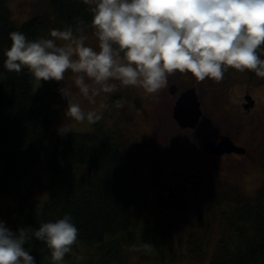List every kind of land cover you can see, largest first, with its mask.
I'll list each match as a JSON object with an SVG mask.
<instances>
[{"label": "trees", "instance_id": "1", "mask_svg": "<svg viewBox=\"0 0 264 264\" xmlns=\"http://www.w3.org/2000/svg\"><path fill=\"white\" fill-rule=\"evenodd\" d=\"M9 1L0 0V72L4 71V52L11 45L9 32H23L28 39L44 38L51 29L75 27L77 18L85 22L83 31L93 30L88 6L80 0H47L53 15L38 13L21 24L13 18ZM260 55L264 58V52ZM34 81L27 70L5 73L0 80V194L21 191L45 159L50 192L43 205L40 199L23 194L20 211L26 215L10 219V227H38L69 213L79 236L62 264H130L131 250L152 252L160 264L173 263L186 255L205 259L210 214L230 203L219 210L222 232L209 264H264V186L254 203H242L243 195L234 188L210 192L203 223H194L187 246L176 248L171 235L180 225L175 218L161 221L147 213L143 196L132 184L131 156L120 129L102 120L93 130L69 129L68 134L58 135L48 155L45 135L53 119ZM25 247L37 264H49L42 242L32 240Z\"/></svg>", "mask_w": 264, "mask_h": 264}, {"label": "clouds", "instance_id": "2", "mask_svg": "<svg viewBox=\"0 0 264 264\" xmlns=\"http://www.w3.org/2000/svg\"><path fill=\"white\" fill-rule=\"evenodd\" d=\"M91 13L98 50L85 44V22L54 28L49 38L28 39L9 32L3 72L23 70L34 80L60 83L71 72L77 95L67 86L57 88L66 101L64 116L77 123L96 124L103 109L85 111L81 99L96 104L102 94L121 88L142 89L155 96L168 86L169 77L190 75L198 82L219 83L225 72H252L264 79V0H80ZM57 41L67 42L58 45ZM78 97V98H77ZM116 100L117 109L124 107ZM64 136L68 128L57 129ZM79 229L71 214L38 227H10L0 219V264H37L25 247L42 242L49 264H62L77 242ZM145 247H149L145 245Z\"/></svg>", "mask_w": 264, "mask_h": 264}, {"label": "rangeland", "instance_id": "3", "mask_svg": "<svg viewBox=\"0 0 264 264\" xmlns=\"http://www.w3.org/2000/svg\"><path fill=\"white\" fill-rule=\"evenodd\" d=\"M9 6L12 11V16L18 24L23 23L38 13H50V15H53V11L51 10L47 0H10ZM76 35H85L87 37L85 44L98 50V41L93 35V30L87 29ZM44 38H49V33H47ZM57 43L58 45H64L67 42L57 41ZM61 85L70 88L75 96L76 88L73 84L71 72H66L64 81L60 83L52 81H34V89L40 94V96H42V104L50 117L53 119V123L45 135V144L48 149V155L52 152L56 143L59 135L57 129L60 126L62 128L74 129L77 131H88L94 129V124L89 125L86 122L77 123L64 116L66 101L62 99L57 91V88ZM219 85L222 86V89H224L225 86L233 87L232 93H230V100L232 101L230 102V105L235 108V113H225V111L218 110L219 103L221 104V99L220 102H216L215 99L217 97V91L215 90H217L216 87ZM205 86L208 91H210V95L206 98V113H208V118L212 122H219L222 119V113L226 114V120L228 122L232 119L234 125H236L237 120L242 121L239 113L240 106H238L240 100L237 97V95L241 94L242 91L247 90L251 95V98L255 99L257 103V110L254 109L251 113H247L246 118H244L245 120H248L250 117L251 120L254 119L252 122L253 124L247 128V131H245V133L250 134V138H247L246 141H242L249 148V154L245 158H238L239 160L245 161L244 164L247 171L242 172V178L245 180L244 185L240 187L243 190H247L249 195H256L258 190L255 193V185L253 184L255 183L254 178L264 175V79L256 77L252 72L238 73L233 69H229L225 72L224 78L221 82L214 83L210 80H206ZM117 91L123 93L122 98L124 99L125 107L121 109L111 106L114 105L112 102V95H114V93L110 95L102 94L100 97H97L96 104H89L86 100L81 101V106L85 111H89L94 108H99L100 104H104L106 107L103 109L102 121L108 125L118 122L121 125L131 126V122H133V117L136 111H138V107H140V105L142 107L146 105L142 102L143 100L146 101L145 94L142 89L137 88H120ZM244 101L250 103V100L247 98L246 100L244 99ZM209 113L211 115H209ZM254 113H257L258 116H254L253 118ZM143 117L144 110L141 111V114H136L134 118H138L142 121ZM257 117L258 120H256ZM130 128L132 132H135L134 128ZM125 129L127 130V127H125ZM132 144L133 146H136L134 147V151L138 154L139 147L136 145V140L133 139ZM132 162H134L131 167L133 171V181L136 186L143 191V199L146 202L147 213H149L156 220L164 221L168 218H175L179 223V228L176 227L174 229L176 232L171 235L172 245L176 248L180 246L185 248L187 246V236L189 231L193 228L194 223H203L202 221L204 220V214L206 212V207H204L207 199L206 195L212 191V187L216 186V189L220 188L226 191H231L232 188L235 189V187L239 185L235 183L229 185L219 182L214 183L215 185L212 186L211 181L207 179V176L204 173L202 174V172L204 170L206 173L212 174L216 170L208 172L206 168H203V170H200L199 173H197L198 175H195L197 179L196 181L194 180V183L192 184L191 194L177 195L172 202L168 203L167 207H161L159 203L155 201L153 195H151L150 188H146L149 184L146 183L144 178L139 176L143 166L140 165L137 156ZM177 173L178 170L175 174ZM201 175H204V179H202L203 177H200ZM50 181L51 175L47 168V159H45L32 173V175L26 179L21 191L16 193L0 194V219H3L8 223V221L13 217L26 215V213H22L20 211L21 197L23 194L29 195L31 199H40L41 204L43 205L49 196ZM229 206H231L230 203H224L218 210L210 214L212 225L207 235L205 259L204 257L186 255L181 260L163 264H209L222 232L221 227H219V223L222 219V213L219 212V210ZM202 215L203 217H201ZM129 257L130 264H160L156 255L149 251L138 250V252H136V250H131Z\"/></svg>", "mask_w": 264, "mask_h": 264}, {"label": "flooded vegetation", "instance_id": "4", "mask_svg": "<svg viewBox=\"0 0 264 264\" xmlns=\"http://www.w3.org/2000/svg\"><path fill=\"white\" fill-rule=\"evenodd\" d=\"M120 88L118 86V89ZM232 88L225 86L222 89L220 85L216 87L217 97L215 100L218 103L221 99V104L219 103V108L217 107L219 111L235 113V108L230 105ZM119 91L112 95V99L124 101L123 93ZM77 93L78 90L76 89L75 95ZM187 95L196 97L202 111L195 125L189 123L191 121L189 113L194 105L192 102L190 109L189 105H184L182 110H178L179 101ZM209 95L210 91L206 88L205 81L198 82L192 79L190 75L176 73L169 77L168 86L160 93L155 96L145 95L146 101L143 100L142 102L146 105L143 107L140 105L134 114L135 117L136 114H141V111L144 110L142 121L133 117L131 126L121 125L118 122L108 125L102 121L108 127L118 128L125 133L124 143L131 156V167L134 163L132 161L137 156L140 165L143 166L139 176L150 185H147L146 188H150L151 195L161 207H167L168 203L172 202L177 195L191 194L192 184L197 179L195 175L203 168H206L208 172L216 170L212 174L206 173L204 170L202 172L211 181L212 186L219 182L229 185L239 184L234 190L243 195V203H254L258 192L264 186L263 175L254 178L255 193L258 190L256 195H249L247 190L240 187L244 185L245 180L242 178V172L247 171L245 161L238 158H245L249 154V148L242 141L250 138V134L245 133V131L253 124L254 120H251V117L248 120L244 118H246L247 113H251L254 109L257 110L255 99L251 105H248L244 101L250 95L247 90L237 95L240 100L238 106H240L239 113L242 121L237 120L236 125H234L232 119L229 122L226 120L224 113L221 114L222 119L219 122L210 121L208 113H206V98ZM81 101L85 100L81 99ZM111 106L116 108L114 105ZM209 115L211 114L209 113ZM254 116H258L257 113L253 114V118ZM130 127L134 128L135 132H132ZM224 138L232 142L237 149H243L245 152L240 153L235 150L222 153L214 152L213 149ZM133 139L136 140V145L139 147L138 154L134 151L136 146L132 144ZM177 170L178 173L175 174ZM131 176L132 184L143 196V191L133 181L132 168ZM212 188L211 192L220 190V188L216 189V186Z\"/></svg>", "mask_w": 264, "mask_h": 264}, {"label": "water", "instance_id": "5", "mask_svg": "<svg viewBox=\"0 0 264 264\" xmlns=\"http://www.w3.org/2000/svg\"><path fill=\"white\" fill-rule=\"evenodd\" d=\"M248 100H250V103H248V105H251V103H253V99L251 98V95L246 97ZM193 103V108L191 109L190 113H189V118L191 119V121L189 122L191 125H195L198 122V119L201 115V110H200V105L198 103V101L196 100V97L194 95H187L184 96L183 98H181V100L179 101L178 104V110H182L184 105H189V109L191 108L192 105H190V103ZM214 152L216 153H222L224 151H238L240 153L245 152L243 149H237L232 142H230L229 140H227V138H224L221 140L220 144L213 149Z\"/></svg>", "mask_w": 264, "mask_h": 264}]
</instances>
